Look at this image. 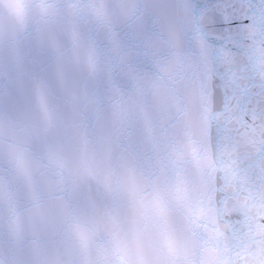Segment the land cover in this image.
Here are the masks:
<instances>
[{
  "label": "water",
  "instance_id": "water-1",
  "mask_svg": "<svg viewBox=\"0 0 264 264\" xmlns=\"http://www.w3.org/2000/svg\"><path fill=\"white\" fill-rule=\"evenodd\" d=\"M47 2L0 29V264H264L253 174L214 203L191 0Z\"/></svg>",
  "mask_w": 264,
  "mask_h": 264
},
{
  "label": "snow or ice",
  "instance_id": "snow-or-ice-1",
  "mask_svg": "<svg viewBox=\"0 0 264 264\" xmlns=\"http://www.w3.org/2000/svg\"><path fill=\"white\" fill-rule=\"evenodd\" d=\"M189 11L202 45L196 78L215 163L214 203L227 220L242 174L264 188V0H191Z\"/></svg>",
  "mask_w": 264,
  "mask_h": 264
},
{
  "label": "clouds",
  "instance_id": "clouds-1",
  "mask_svg": "<svg viewBox=\"0 0 264 264\" xmlns=\"http://www.w3.org/2000/svg\"><path fill=\"white\" fill-rule=\"evenodd\" d=\"M49 7L51 5L47 0H0V29L8 31L20 27ZM85 10L97 23L104 24L109 19V8L105 0H91L85 5Z\"/></svg>",
  "mask_w": 264,
  "mask_h": 264
}]
</instances>
